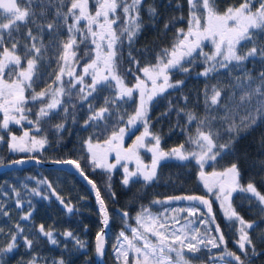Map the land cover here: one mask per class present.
<instances>
[{
    "label": "snow or ice",
    "instance_id": "snow-or-ice-1",
    "mask_svg": "<svg viewBox=\"0 0 264 264\" xmlns=\"http://www.w3.org/2000/svg\"><path fill=\"white\" fill-rule=\"evenodd\" d=\"M187 4V28H177L170 47L162 48L154 63L141 67L133 45L145 27L144 0H95L94 10L91 0H0V113L3 114L0 128L9 130L10 124L21 125L26 121L39 133L42 124L59 112H63L64 121L71 116L75 123L78 105L86 104L88 115L82 127L93 129L83 141L88 163L93 170L103 169L110 173L121 161H135V170H130L127 163L121 165L124 173L121 183L126 187L135 182L134 178H142L146 184L157 179V168L163 160H194L199 168L198 179L204 188L220 202L226 220L232 222V226L238 225L236 245L239 253L227 248L218 224L212 229L208 220L200 219L198 223L205 225L204 230L193 227L197 221L189 217L202 214L195 204L173 210L187 212L188 216L183 218L187 221L183 224L177 216H172L171 227L167 209L153 215L145 207L135 217L137 226L130 228L131 236L124 230L119 232L113 246L117 261L122 259L123 264H193L194 260L202 259L198 254L207 250L210 255L204 264H254L253 258L261 254L251 235L256 222L245 220L232 201L234 193L244 194L249 205L255 204L259 213L264 214V193L258 190L254 181L241 184L238 162L222 171L206 172L205 166L213 162L211 166L214 168V162L223 154L231 153L242 135L264 124V0H239L224 10H220L217 0H187ZM176 7H180L179 3ZM146 11L155 23L159 16L158 7L148 5ZM183 19L182 15L173 17L165 22L164 29H169L173 21ZM205 41L212 44L211 52H204ZM124 48L128 49L130 66L122 70ZM52 56L57 67L48 75L54 79L46 82L40 91H35L34 85L44 78L45 61L50 63ZM197 57L202 58L204 64L197 75L211 77L222 71L227 73L231 77V94L226 95L228 90L219 84L210 88L206 85L203 116L194 110L174 108L169 101V107L161 117L170 115L173 110L178 116L183 115L185 124L181 131L188 134L187 143L195 147L189 150L185 144H180L165 151L161 148V136L151 130V106L169 89H178L184 84L182 79L173 80L172 73H189ZM249 63L252 68L248 67ZM256 65H259L258 69ZM129 74L135 78L131 85L126 80ZM105 92L107 95L97 107L96 101ZM182 99L187 104L188 97ZM129 100L135 103L131 114L121 111ZM29 102L39 104L34 120L29 117L32 112ZM216 122L227 126L225 131L229 139L225 143H218L219 132L213 130ZM193 123L196 125L194 134L190 128ZM138 126H142L143 131L125 148V136L134 134ZM176 126L179 127V123ZM54 127L60 132L65 130V123ZM9 135L8 148L13 152L36 151L48 143L46 137L37 138L29 131H24L21 136L9 131ZM100 137H104L103 140ZM3 140L4 137L0 136V141ZM260 145L264 148V136ZM140 149L151 153L150 165L144 163ZM109 153H115V163L109 162ZM55 163L73 165L95 190L104 226L96 234L95 251L103 256L104 230L109 224V214L100 191L85 174L79 160H57ZM261 167L264 168V161H261ZM108 180L111 181V176ZM48 187L52 188V185L48 184ZM107 188L111 192V183ZM12 193L17 197L16 207L22 208L20 192L13 188ZM31 193L42 195L37 188H32ZM53 195L67 212L75 210L54 190ZM112 196L115 197L114 192ZM43 199L48 196L43 195ZM168 199L199 202L208 208L211 223L215 224L211 204L205 197L190 195ZM153 203L163 202L157 200ZM28 205L30 210L21 216V220H29L32 216L34 209L30 200ZM0 213L9 215L3 204H0ZM122 215L127 221L129 213L125 211ZM178 224L180 226L176 227ZM125 227H129L127 223ZM15 228L16 231L10 233L9 242L0 247V264H5L4 258L18 247L21 238L23 246L29 250L36 243L23 234L24 229L19 223ZM36 231L50 244L59 243L53 231L43 224ZM0 233H3L2 228ZM62 235L66 240H73L77 248L86 247L72 231L66 230ZM260 240L264 242V233ZM212 249L221 251L212 255ZM27 264H39L38 258L33 255ZM54 264H65V260L60 258Z\"/></svg>",
    "mask_w": 264,
    "mask_h": 264
},
{
    "label": "trees",
    "instance_id": "trees-1",
    "mask_svg": "<svg viewBox=\"0 0 264 264\" xmlns=\"http://www.w3.org/2000/svg\"><path fill=\"white\" fill-rule=\"evenodd\" d=\"M95 0H91L94 10ZM179 3L180 7L176 5ZM220 10H224L228 5L239 3V0H217ZM156 5L158 7L159 16L155 23L151 20L146 9L148 5ZM143 21L145 27L142 33L135 41L134 55L140 60L141 67L149 62H155L156 54L162 49L170 47L174 41L177 28H187L188 4L187 0H144ZM183 16V20L173 21L169 29H164L165 22L173 17ZM204 52H211L213 46L210 42H204ZM243 50V49H242ZM128 49L124 48V61L122 70L127 69L130 65L127 60ZM83 63V62H82ZM56 60L52 56L51 62L45 61L43 68L44 78L34 85L35 91H40L46 86V82L50 83L54 77H49V73L56 69ZM252 68L251 63L248 64ZM189 73H181L173 71V80H184V84L178 89H169L166 94L157 98L156 102L151 106V130L161 136V148L168 151L180 144H185L187 149H192L194 145L187 143L188 134L182 132L185 117L178 116L173 110L170 115L161 117L169 107L171 101L174 108H186L194 110L198 115L205 114L203 103V91L207 85L209 88L214 84L225 87L228 91L226 95L231 94L229 80L231 77L227 73L221 72L219 75L213 74L211 77L198 76L204 68L202 58L197 57L195 63L191 66ZM259 68V65H256ZM127 83L129 85L135 82L132 75H127ZM31 90H29V93ZM107 92L100 94L96 101L99 107L103 102V96ZM187 96V104L184 103L182 97ZM32 112L29 113L31 119H35V113L39 108V104L33 105L29 102ZM135 103L132 100L127 101L121 111L128 114L133 113ZM215 115V113H213ZM87 105L79 106L76 110V122L73 123L71 116L66 121L63 120V112L54 114L50 119L42 124V131L37 133L33 125L26 121L21 125L10 124L9 130L0 128V136L4 137L0 141V163L9 161L19 156H35L43 160L51 159H74L79 160L85 174L90 177L97 185L100 194L105 202L108 214V235L106 237L107 246L111 245L109 235L119 233L122 228L120 219L123 212L129 213L127 219L129 223H133V215L141 211L142 208H150L155 210L159 207V203L153 201H161L169 197L177 196H204L209 200L212 208V216L215 217V224L211 223V217L208 215V209L203 211L204 216L209 221V227L215 228L218 224L225 236L227 248L239 253L236 245L238 239L237 226H232V222L226 220L224 212L220 206V202L215 196L209 193L198 179L199 168L194 160L179 161L175 158L161 161L157 168V179L152 182L144 183L142 178H134L135 182H130L126 187L121 183L123 178L122 164L127 163L130 170H135V161H121L110 173L103 169H95L88 163L87 152L84 149L83 141L92 133L93 129H85L82 127L83 121L87 118ZM3 114L0 113V121ZM127 117H125V120ZM64 122L65 130L57 132L54 125ZM179 123V127H177ZM226 125L216 122L214 131L219 132L218 143H225L229 139V134L225 131ZM191 131L194 134L196 125L193 123ZM9 131L12 135L21 136L24 131H29L31 135L46 137L48 143L44 148L32 152H13L8 148L10 142ZM143 131L142 126H138L134 130V134L125 136L124 147L127 148L135 140L137 135ZM264 136V124H260L253 131L242 135L235 143L234 150L231 153H225L214 162V168L211 166L213 162L205 167L209 171H222L229 167L232 163L238 162L241 172L240 182L246 185L249 181H254L258 190L264 193V168L261 167V161H264V148L260 145V139ZM104 137H100L103 140ZM141 157L145 164H151V153L145 149H140ZM108 160L115 163V155L110 154ZM111 176V181L108 177ZM48 183H40V181ZM111 183V192L108 191L107 184ZM52 185V188L48 187ZM25 185L27 186L25 188ZM15 188L20 192V199L23 201L22 208H17L15 201L16 196L13 195L12 189ZM32 188L41 191V196L31 193ZM53 190L57 195L70 203L74 207V211L69 213L65 207L60 204L53 195ZM112 192L115 193L113 198ZM43 195H47L48 199H43ZM244 194H233V207L244 217L245 220L255 221L256 227L251 230V235L257 244V251L261 254L254 257V264H264V242H261L260 236L264 233V214L259 213V209L253 205H249L248 201L243 198ZM31 201L33 211L29 220H21V216L29 211L28 201ZM0 204L4 205L9 215L4 216L0 213V247L5 246L10 240V233L16 231V224L19 223L24 229V235L34 239L36 243L31 250L23 246L22 238L18 241V247L12 253L7 254L4 258L5 264H27V261L35 255L39 264H54V261L63 258L65 264H96L94 259V237L100 228L98 213L95 209L94 201L90 196V192L85 185L75 176L64 169L42 167L38 165H30L21 169L5 170L0 172ZM201 207H205L201 205ZM125 219V218H124ZM43 224L46 229H51L55 238L59 241L57 245L50 244L47 238L40 236L36 229ZM66 230L72 231L76 237L83 241L86 245L83 249L77 248L75 242L71 239H65L62 235ZM215 234V233H213ZM223 247V246H222ZM221 249H212V255H218ZM191 256V254H188ZM202 259H196L193 263H203L208 261L210 255L207 250L198 254ZM104 260L107 264H114L110 258L109 251L106 249Z\"/></svg>",
    "mask_w": 264,
    "mask_h": 264
},
{
    "label": "rangeland",
    "instance_id": "rangeland-1",
    "mask_svg": "<svg viewBox=\"0 0 264 264\" xmlns=\"http://www.w3.org/2000/svg\"><path fill=\"white\" fill-rule=\"evenodd\" d=\"M194 147H195V146H194ZM194 147H193V148H194ZM193 148H192V149H193ZM190 150H191V149H190ZM110 154L115 155V153H109V155H110ZM109 155H108V156H109ZM205 171H206V172H212V171L207 170L206 167H205ZM206 190H207V189H206ZM196 196H197V195H196ZM203 197H204V196H203ZM161 201H162L163 203H159L160 205H159V207H158L157 209H155V210H152V209H150V208H148V209H149V211H150L153 215H158V214H160V213H164V212H165V209H167L166 216L169 217V226H170V227H171V223H172V222H171V217L174 216V215L177 216V218L180 219V223H181V224L187 222L186 220L183 219L184 217H187V216H188V213H187V212H174L173 210H175V209H180V208H187V207H190V206H192L193 204H195V206L198 207V208L200 209V212H201L202 214H198V215L195 216V217H189V219H193V220H196V221H197V223L194 224L193 227H199V228H201L202 231L204 230L205 225H201V224H199L198 221H199L200 219H205V220H207V218H206V217L204 216V214H203V211H204L205 209H208L206 206L203 208V207H201L202 204H199V202H191V201H187V200H183V199H181V200H171V201H169V199L167 198V199H162ZM139 212H140V211L136 212V213L133 215V220H134L133 223H129L128 220L125 221L124 218H121V219H120V223H121V225H122V228L119 230V232H120L121 230H124V231L126 232V234H128L129 236H131L130 228H131V227H136V226H137V225H136L135 217H136L137 213H139ZM161 219H163V217H161ZM125 223H127V225H128L129 227L126 228V227H125ZM179 226H180L179 224L176 225V227H179ZM118 235H119V233H118V234H115V235H111V237H110V235H109V239L111 240V245H108V246H107V250L109 251L110 258H111V260H112V262H113L114 264H123L122 259H121L120 262H118L117 259H116L115 254H114V248H113V246L117 243V237H118ZM153 239H155V238L153 237ZM130 255H131V254H130ZM173 255H174V254H173ZM193 264H196V263H193ZM197 264H204V262H203V263H197ZM209 264H211V262H209ZM217 264H223V262H217Z\"/></svg>",
    "mask_w": 264,
    "mask_h": 264
},
{
    "label": "water",
    "instance_id": "water-1",
    "mask_svg": "<svg viewBox=\"0 0 264 264\" xmlns=\"http://www.w3.org/2000/svg\"><path fill=\"white\" fill-rule=\"evenodd\" d=\"M18 160H22L23 163H20V164L13 163L14 161H18ZM57 160H61V159L43 160V159H40V158L35 157V156H19V157L11 159L9 161L1 162L0 163V172L5 171V170L21 169V168H25V167L30 166V165H38V166H42V167L64 169V170H66V171H68L70 173L75 174V176L81 181V183L84 184L87 187V189L90 192V196H91L92 200L94 201L95 209H96V211L98 213L99 224H100V228H99L98 231H100V229L102 227H104V226L101 224V218L102 217H101V214H100V206H99V203H98V201L96 199V192H95V190H93L92 185H90L88 183V181L85 180L84 177H82L79 174V172L76 170V168L73 165L55 163V161H57ZM89 179L92 180L91 178H89ZM97 189H98V187H97ZM101 198H102V196H101ZM107 233H108V226L104 230V254H105L106 246H107V243H106ZM93 243H94V259H95V263L96 264H107L105 262V260H104V254H103V256H99V255H97V253L95 251L96 235L94 237Z\"/></svg>",
    "mask_w": 264,
    "mask_h": 264
}]
</instances>
